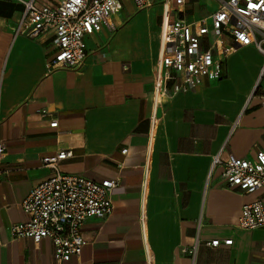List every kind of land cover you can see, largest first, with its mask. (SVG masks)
Wrapping results in <instances>:
<instances>
[{"label": "crops", "instance_id": "0c3cea01", "mask_svg": "<svg viewBox=\"0 0 264 264\" xmlns=\"http://www.w3.org/2000/svg\"><path fill=\"white\" fill-rule=\"evenodd\" d=\"M217 8V0H173L171 15L195 20ZM164 9V0L144 9L126 0L115 31L87 37L82 67L49 72L50 36L17 34L23 6L0 0V264H264V228L238 227L257 195L228 188L221 165L212 170L217 156L254 159L262 146L264 56L243 47L220 79L175 94L165 75L157 94ZM60 150L72 152L62 172L118 182L112 214L84 223L86 244L68 262L54 257L50 239L11 233L29 219L22 201L51 175L43 158Z\"/></svg>", "mask_w": 264, "mask_h": 264}, {"label": "built area", "instance_id": "2783aa9c", "mask_svg": "<svg viewBox=\"0 0 264 264\" xmlns=\"http://www.w3.org/2000/svg\"><path fill=\"white\" fill-rule=\"evenodd\" d=\"M23 6L16 33L30 38L48 35L55 47L47 63L48 71L59 68L78 69L88 56L87 37L104 27L116 30L114 17L126 0H15ZM138 9L152 6L157 0H130ZM218 8L207 17L187 20L171 15L173 0H164L160 48L154 90L161 91L163 77L172 78L173 93H185L199 79L218 80L224 61L239 49L254 46L264 56V0H217ZM264 62L257 89L264 114ZM256 91V89H255ZM44 111L43 114H46ZM56 127L58 122H51ZM124 154L127 149H123ZM5 146L0 144V159ZM72 152L60 150L44 157L43 166L51 175L31 189L22 201L29 219L14 223V239L28 238L38 244L50 239L54 257L68 262L79 256L86 240L82 226L91 218L105 219L113 212L110 199L117 179L94 181L80 175L64 173L60 163ZM222 166L221 177L230 189L257 198L243 204L238 227L244 230L264 228V139L254 159L235 155L222 161L218 156L213 167ZM1 174V172H0ZM230 239H213L207 245H231Z\"/></svg>", "mask_w": 264, "mask_h": 264}]
</instances>
